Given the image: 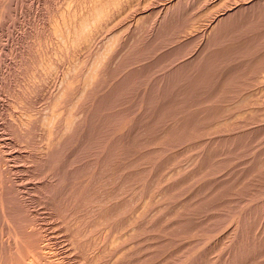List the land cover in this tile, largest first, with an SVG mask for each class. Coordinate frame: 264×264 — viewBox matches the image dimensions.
<instances>
[{
    "label": "rangeland",
    "instance_id": "1",
    "mask_svg": "<svg viewBox=\"0 0 264 264\" xmlns=\"http://www.w3.org/2000/svg\"><path fill=\"white\" fill-rule=\"evenodd\" d=\"M0 217V264H264V0H0Z\"/></svg>",
    "mask_w": 264,
    "mask_h": 264
},
{
    "label": "bare ground",
    "instance_id": "2",
    "mask_svg": "<svg viewBox=\"0 0 264 264\" xmlns=\"http://www.w3.org/2000/svg\"><path fill=\"white\" fill-rule=\"evenodd\" d=\"M44 149H45V148H44ZM52 149H53V148H52ZM49 150H50V149H49ZM6 154H7V153H6ZM44 154H45V153H44ZM48 156H49V154H48ZM3 158H4V157H3ZM10 158H11V157H10ZM5 163H6V162H5ZM43 163H44V162H43ZM4 171H5V170H4ZM7 172H8V171H7ZM3 173H4V172H3ZM5 175H6V174H5ZM5 175H3V176H5ZM5 179H6V177H5ZM9 179H10V178H9ZM10 180H11V179H10ZM17 185H18V184H17ZM8 188H9V187H7V189H8ZM11 189H12V188H11ZM9 190H10V189H9ZM24 191H25V190H24ZM9 192H10V191H9ZM20 192H21V191H20ZM11 194H12V193H11ZM18 194H19V193H18ZM5 195H6V194H5ZM13 195H14V194H13ZM7 196H8V195H7ZM9 197H11V196H9ZM16 197H17V196H16ZM12 198H13V197H12ZM4 201L6 202V200H4ZM68 202H69V201H68ZM11 203H12V202H11ZM11 203H10V204H11ZM15 203H16V202H15ZM16 204H17V203H16ZM67 204H68V203H67ZM23 205H24V204H23ZM65 205H66V204H65ZM21 206H22V205H21ZM7 207H8V206H7ZM66 207H67V205L65 206V208H66ZM68 207H69V206H68ZM22 209H23V208H22ZM8 210H9V209H8ZM16 210H17V209H16ZM23 210H24V209H23ZM10 211H11V210H10ZM12 212H13V211H12ZM20 212L22 213V211H20ZM24 212H25V211H24ZM24 212H23V213H24ZM23 213H22V214H23ZM13 214H14V213H13ZM14 215H15V214H14ZM34 215H35V214H34ZM62 215H63V214H62ZM62 215H61V216H62ZM1 216H3V215H1ZM32 216H33V215H32ZM14 217H15V216H14ZM17 217H18V216H17ZM21 217H22V216H21ZM21 217H20V218H21ZM0 218H1V217H0ZM20 218H19V219H20ZM33 218H34V217H33ZM1 219H2V218H1ZM8 219H9V218H8ZM14 219H15V218H14ZM66 219H67V218H66ZM16 220H17V219H16ZM20 220H21V219H20ZM23 220H27V219L24 218ZM14 221H15V220H14ZM28 221H29V220H27V222H28ZM17 222H18V221H17ZM66 222H67V220H66ZM2 223H3V222H2ZM32 224H33V223H32ZM37 224H38V223H37ZM18 225H19V223H18ZM5 226H6V225H5ZM16 226H17V225H16ZM7 227H8V226H7ZM20 227H21V226H20ZM40 227H41V226H40ZM2 228H3V227H2ZM17 228H19V226H17L16 229H17ZM23 228H24V227H23ZM11 230H12V229H11ZM37 230H38V229H37ZM6 231H7V230H5V233H6ZM33 231H34V230H33ZM24 232H25V231H24ZM31 232H32V231H31ZM31 232H30V233H31ZM40 232H41V231H40ZM2 233H4V232H2ZM10 233H11V232H10ZM41 233H42V232H41ZM33 234H34V233H33ZM7 235H9V234H7ZM39 235H40V234H39ZM46 235H47V234H46ZM23 236H24V235H23ZM26 236H27V235H26ZM32 236H33V235H32ZM37 236H38V235H37ZM8 237H9V236H8ZM23 238H24V237H23ZM37 238H39V237H37ZM25 239H26V238H25ZM27 239H28V238H27ZM46 239H47V238H46ZM12 240H13V239H12ZM1 241H2V240H1ZM35 242H36V241H35ZM46 242H47V241H46ZM19 246H21V245H19ZM47 246H48V245H47ZM6 247H7V246H6ZM23 247H24V246H23ZM15 248H16V247H15ZM42 248H43V247H42ZM44 248H45V246H44ZM22 249H23V248H22ZM41 250H42V249H41ZM3 251H4V250H3ZM7 254H8V253H7ZM7 254H6V255H7ZM21 254H22V251H21ZM45 255H46V254H45ZM40 256H41V255H40ZM2 257H3V256H2ZM2 257H1V258H2ZM33 257H34V256H33ZM7 258L9 259L8 256H7ZM15 258H16V257H15ZM18 258H19V257H18ZM5 259H6V258H5ZM6 261H7V260H6ZM8 261H9V260H8ZM17 262H19V261H17ZM47 262H48V261H47ZM13 263H14V262H13ZM22 263H23V262H22ZM2 264H3V263H2ZM7 264H8V263H7ZM15 264H16V263H15Z\"/></svg>",
    "mask_w": 264,
    "mask_h": 264
}]
</instances>
